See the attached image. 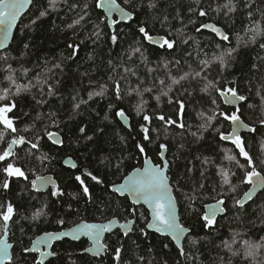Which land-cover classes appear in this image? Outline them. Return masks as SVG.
<instances>
[{"label":"trees","instance_id":"obj_1","mask_svg":"<svg viewBox=\"0 0 264 264\" xmlns=\"http://www.w3.org/2000/svg\"><path fill=\"white\" fill-rule=\"evenodd\" d=\"M118 1L129 11H134L135 18L129 24L121 23L112 29L101 23L104 12L94 7L96 0H60L55 9L47 8L48 0H34L17 27L12 44L0 52V57H6V60L0 59V90L10 86L6 79L9 74L17 83L31 82L33 85L30 91L14 97L17 107L13 111L18 117L15 122L19 134L34 139L38 134L43 135V130L47 128L60 132L64 141L62 145H57L45 136L41 148L34 150V155L47 156L48 159L43 164L36 159L29 165L36 169L38 175L53 174L63 189V196H52V187L46 192H37L23 178H11L7 190L0 187V204L11 202L16 207V215L10 222L15 264H25V260L31 264L33 259L38 258L35 253H23L22 249L31 247L36 236L44 232L60 231L82 220L100 222L117 217L127 221L133 218L129 212L131 207H137L148 216L146 207L135 206L128 196H119L110 189L134 167L142 166L143 154L137 149V144H143L156 163L159 162V145H168L167 158L173 162L170 175L174 184L179 179L178 190L174 188V191L181 221L191 229V238L198 239L199 243L195 247L186 246V255H180L178 247L169 237L147 230L146 221L139 219L137 213L131 234L124 236L117 231L107 235L105 244L108 250L104 256L94 257L85 253L83 250L89 246L86 238L78 242L63 239L53 246L58 255L45 264H117L115 248L121 245L123 250L119 264H264V250L258 252L253 260L243 255L232 256L221 246L222 239L228 240L235 233L256 242L264 237V191L243 208L233 206L231 196L225 198L227 213L219 217L211 229L205 228L201 219L204 205L215 201L216 192L213 189L220 190L221 167L236 173L233 183H239L243 178L244 170L225 156L237 154L239 162L245 163L238 150L221 141L212 128L203 133L202 139L197 140L190 135V131H196L200 123L198 113L213 108L211 98L201 90L204 81L193 78L181 81L169 93L171 103L169 97L162 96L159 101L154 99L155 95H159L155 89L153 93L145 92L142 96L128 94L130 88L138 83L141 87H151L154 82L158 84L159 79L170 83L169 76L178 78L186 72L200 71L203 66L198 60H209V65L204 68L208 79L219 81L220 87L236 86L248 97L241 113L246 123L255 126V133L245 136V144L257 168L264 169V164L260 163L264 160V124L259 122L264 119V49L259 47L264 43V36H258L255 44L241 45L227 68H221L219 62L212 59L218 51L216 44H220L222 49L236 47L235 34L243 35L245 27L250 24L249 11L253 13L252 20L260 19L261 13H264V0H233L235 11L230 13L226 9L217 11L227 0H199V4L196 0H154L156 7H149V0ZM85 3L89 6V15L80 25L68 28L67 25L82 14L81 8ZM74 5L80 7H72ZM45 8L48 14L33 24L31 21ZM190 8H202L207 15L200 17L190 12ZM165 17L167 22H164ZM190 20L195 23H189ZM210 21L226 30L231 44L208 31H196L201 24ZM96 24H100L102 30L99 38L93 35ZM183 25H187L183 35H177L175 29ZM140 26L146 27L150 35L175 39L176 46L168 49L148 44L138 31ZM113 30L118 36L115 44L110 39ZM70 44L80 45L75 56ZM136 47L141 48V53L134 55ZM144 57H147L146 61ZM54 64H59L60 68H53ZM8 65H11V73ZM124 67L134 70L135 75L125 73ZM117 79H120L122 97L119 100L114 86ZM102 88L104 96L88 99L90 94ZM213 98L220 105L219 110L228 111L217 93H213ZM81 100L88 102L75 109L74 105ZM178 100L185 104V129L178 126ZM142 101H146L144 110L137 114V105ZM121 108L131 118L130 129L116 115ZM145 114L151 117L150 123L143 119ZM160 115L177 120V125H165L157 118ZM142 125L149 128L151 143L144 140ZM214 125L220 131L228 130L221 117L214 121ZM81 127L85 128L83 134L79 131ZM0 131H3V126H0ZM11 135L15 134H8L6 139H10ZM86 136L92 139L87 140ZM4 146L0 144V149ZM29 147L23 145L16 151L24 156ZM229 149L232 151L229 152ZM69 156L77 162L76 169L64 166L63 161ZM205 158L208 163H205ZM121 159L123 164L117 171L114 165ZM85 171L99 176L103 183L97 184L83 175ZM77 175L84 178L91 200L75 179ZM29 178H33L31 174ZM3 179V174H0V183ZM200 184L204 188H199ZM249 188L250 185L240 184L235 197H242ZM194 189L196 199L190 202L186 197L193 195ZM37 211L47 215L33 221L31 218ZM61 218L65 220L64 225L56 223ZM142 228L147 231V236L140 232Z\"/></svg>","mask_w":264,"mask_h":264},{"label":"snow or ice","instance_id":"obj_2","mask_svg":"<svg viewBox=\"0 0 264 264\" xmlns=\"http://www.w3.org/2000/svg\"><path fill=\"white\" fill-rule=\"evenodd\" d=\"M60 0H48L47 8L55 9ZM199 4V0H196ZM125 3H130V0H125ZM33 4V0H0V49H6L8 46L9 39L12 38L13 29L17 27V21L21 18V15L25 12L30 5ZM149 7H156L154 0H149ZM251 7V5H247ZM72 7H80V5H74ZM95 8L104 10V15L101 19V23H104L106 27L115 29V26L120 25L122 22H131L135 17L134 11H129L125 7H122L117 0H96ZM45 8L43 11H39L37 17L31 22L35 24L37 20L41 17H44L48 14V10ZM88 4L85 3L81 8V13L73 23L68 24V28H73L74 26L80 25L81 21H84L85 18L89 15ZM221 9H226L228 13L235 11V4L233 0H227V3L220 6L217 11ZM190 12H195L198 16L204 17L207 15L206 11L202 8L198 9H189ZM113 13L119 14V19L113 17ZM248 16L251 20L250 24L245 27L243 35L240 33L235 34L236 47H227L221 48L220 44H216V49L218 50L213 54L212 59L216 62H219L221 68L229 67L234 53L243 46H248L249 44H255L258 36H264V13H261V17L258 20H252L253 13L249 11ZM164 22H167V17L164 18ZM189 23H195V21L190 20ZM163 26V22H162ZM96 31L93 32L97 38L102 34L100 29V24L95 25ZM187 28V25H183L181 28L175 29L177 35H183L184 30ZM202 29L211 30L220 37L222 41H227L231 44L229 35L225 33L220 27L212 23H203L199 28L196 29L197 32H200ZM139 33L143 37L153 44H158L160 47H167L172 49L176 46L177 41L175 39L169 40L166 37H155L150 35L149 30L140 26L138 28ZM169 31H172L169 29ZM111 41L115 44L118 40V36L113 30ZM187 41H185L186 43ZM28 47L27 44L24 45ZM70 48L73 49V56H75L80 48L79 44H70ZM259 47L264 49V43L259 44ZM141 48L136 47L133 49V54H140ZM191 55V53H189ZM200 53H197L199 57ZM205 56L207 53L204 54ZM91 59V57H89ZM0 59H5L6 57H0ZM145 61L147 57H144ZM111 63V62H110ZM179 63V61H177ZM198 63L202 65L200 71H190L186 72L178 78L175 76H169L168 79L170 83H166L165 79H159L158 84L153 83L151 87L145 86L141 87V83H138L136 86L131 87L128 94L135 93L142 96L143 93H153L155 91L159 92V95H155L154 99L159 101L162 96L169 97V103L172 102L169 93L172 92V89L175 85L181 83L189 78L193 79H202L204 81L203 92L207 93L211 98V103L213 108L208 111H201L198 113L200 123L196 126V131H190V135L194 138L202 139L203 133L207 132L210 128L217 132L219 139L221 141L231 142L232 145L238 149V155L245 158V163H240L237 159V154L226 155L225 159L228 161H235L236 166L242 170L243 178L239 183H233V177L236 173L231 171V169L220 168V177L221 181L219 183V191L213 189L216 192V196L213 197L215 200L214 203L205 204L204 208L206 211L202 213L201 219L205 228L211 229L217 224V216L226 211L225 198L231 196L233 199V206H239L241 208L252 199L254 192L257 189H264V169H258L256 163L253 161V157L245 148V142L240 134L241 129H248L250 131H255V128H251L249 124L245 123L242 120V113L239 107V102L246 101L247 96L239 93L236 86H227L220 87L219 81L208 79L207 74L204 73V68H206L210 61L207 59L198 60ZM167 67V65H165ZM8 68L11 73V65H8ZM53 68H60L59 64H54ZM52 69H48L51 71ZM125 73L131 72L132 75H135L134 70L127 67L123 68ZM148 71H153L149 69ZM6 79L9 81V87H5L0 90V126H3V131H0V144L5 146L0 149V174H3V181L0 183V187L7 190L11 184V178H23L25 181H28L31 188L39 192L42 189L52 186L53 191L51 193L54 197L63 196V189L60 185L56 184L54 178L48 175H38L36 174V169L34 167H29V165L36 159H39L40 164H43L45 160L48 159L47 156L36 157L34 155V150H39L41 148V141L47 136L50 140H54L57 144H63L64 141L60 138L59 132L49 131L47 128L43 130V135H36L34 139H28L24 135H20L18 128L16 127V120L18 117L14 115V109H16L17 104L14 97L19 96L22 92L30 91L33 87L32 83L28 84L17 83L12 74H9ZM111 79V77H110ZM123 79V77H121ZM47 81H45L46 83ZM58 83V82H57ZM115 86V95L116 98L122 99L121 97V88H120V79H117L114 82ZM106 87V86H104ZM165 89H167L165 91ZM52 89L49 86V92ZM213 93H217L220 98H222V103L224 105L233 106L234 110L223 111L219 110L220 105L217 104L215 98H213ZM104 89L94 92L89 95L88 99L91 100L93 96L102 97L104 96ZM88 101L81 100L80 103L74 105L75 109H79L81 104H87ZM146 101H142L141 104L137 105V114H140L144 110V104ZM178 104V113L179 118L178 126L181 129H185L184 114H185V104L182 100L177 101ZM110 107H114L111 106ZM13 114V115H9ZM119 117H125L126 113L124 109H119L116 113ZM222 117L224 121L230 122L231 131H220L219 128H216L214 121H218V118ZM108 117L106 116L105 119ZM160 121H163L165 125H177V120H173L171 117L165 118L164 115L157 117ZM143 119L147 122H151V117L145 114ZM261 124H264V119L259 121ZM56 127H59L55 121L52 122ZM222 126V125H221ZM144 133V140L151 143V138L149 136V128L147 126H141ZM27 131V129H25ZM80 133H85V128L81 127L79 129ZM100 131H103L100 129ZM8 134L11 135L10 139H6ZM87 140H91V136L85 137ZM123 139V138H122ZM18 145H29L30 147L24 153V156H20L16 151V146ZM137 149L141 154H143L142 166L134 167L131 172L124 175L121 183H113L111 185L112 191L119 194L120 196H130L132 198L133 205L144 206L147 205V211L149 215L146 216L144 212L139 211L137 207H131L129 209L130 215L133 217L128 219L125 223L120 224L119 227L123 229V235L127 236L131 230V226L136 223L137 213L138 218L146 221V229L154 230V232L159 233L165 237H170L171 241L178 246L179 254L186 255V246L195 247L199 240L192 237L191 229L186 227L184 223L181 222L180 215L178 214V205L177 198L174 195V188L178 190L179 179L176 180L175 184L173 183L172 176L170 175L173 162L170 161L166 153L169 151L168 145L160 144L158 152L159 162L156 163L153 161L152 157L149 156L145 150L143 144H137ZM183 147V145H181ZM229 152L232 150L229 149ZM209 161L205 158V163ZM65 163H71V159L66 160ZM261 164H264V160L260 161ZM123 164V159L114 165L117 171L120 170ZM73 168L76 167L75 164L71 165ZM188 171H191L189 169ZM30 174L33 177L30 179ZM91 180L95 181L97 184H102L103 180L94 175L90 171H85L83 174ZM75 179L82 186L83 193L87 194L88 199L91 200L92 196L89 191L88 186L85 184L84 178L82 175H77ZM240 184L250 185L248 191L243 193V196L240 198L235 197ZM199 188H204L203 184L199 185ZM195 189L193 195H188L186 198L191 202L196 199ZM218 197V198H217ZM46 207V206H45ZM71 207V205H69ZM0 264H15L16 258L14 257L11 250H13V243L10 242V222H13V218L16 215V207L13 203L8 202L6 205L0 204ZM47 213L43 211H37L33 214L32 220H38L41 216H45ZM59 225H64L65 220L63 218L56 221ZM118 221L116 219H110L106 223H95L87 222L82 220L77 223L73 228L68 230L60 231H50L44 232L42 235L36 236L35 240L31 242V247H25L22 249V252L25 254L38 253V258L33 259L31 264H45V261L49 257H56L58 253L53 250V244L56 241H61L66 237H71L73 240H80L81 237H87L91 240V247L85 248L83 251L91 253L94 256H100L102 252L108 250V246L102 243V238L104 233L111 232L113 226L117 225ZM23 231V229H21ZM140 232L147 236V231L142 228ZM239 236V239L237 237ZM45 246L48 250H41V246ZM221 246L226 249L232 256H241L245 258L255 259L258 252L264 250V237L260 239L259 242L252 241L250 239H245L240 236L239 233H235L230 239L221 240ZM167 247V245H165ZM123 246L115 248V261L119 264L121 260V252ZM141 259H143L141 257ZM25 264H28V261L25 260Z\"/></svg>","mask_w":264,"mask_h":264},{"label":"water","instance_id":"obj_3","mask_svg":"<svg viewBox=\"0 0 264 264\" xmlns=\"http://www.w3.org/2000/svg\"><path fill=\"white\" fill-rule=\"evenodd\" d=\"M33 2H34V0H33ZM117 3H119L122 7H124L118 0H117ZM31 6L32 5H30L29 7H28V9H26L25 10V12L21 15V18L17 21V27L19 26V24H20V22H21V20L23 19V17L28 13V11L31 9ZM100 10H102V9H100ZM128 10V9H127ZM103 12H104V10H102ZM113 17L114 18H116V19H119V14L118 13H113ZM135 18V17H134ZM134 20V19H133ZM132 20V21H133ZM131 21V22H132ZM131 22H122V24H129V23H131ZM207 23H212V24H215L216 26H218V27H220L225 33H227L226 32V30L222 27V26H219V25H217L215 22H213V21H210V22H207ZM17 27L15 28V29H13V33H12V38H10L9 39V42H8V46H7V48L6 49H8L9 47H10V45L12 44V42H13V39H14V36H15V32H16V30H17ZM202 30H205V29H202ZM205 31H208V32H210V33H212V34H214V35H216L215 33H213V32H211V30H205ZM228 34V33H227ZM229 35V34H228ZM153 36H155V37H166L165 35H153ZM217 36V35H216ZM167 38V37H166ZM217 38H219L220 39V37L219 36H217ZM221 40V39H220ZM146 42L148 43V44H150V45H153V46H157V47H160L158 44H153V43H150L149 41H147L146 40ZM162 48V47H161ZM6 49H0V52L1 51H4V50H6ZM243 103V101L242 102H239V105L240 104H242ZM119 120L123 123V125L126 127V128H128V129H130L131 128V118L126 114V116L125 117H119ZM243 120V119H242ZM245 122V121H244ZM246 123V122H245ZM250 126V125H249ZM251 128H254V127H252V126H250ZM244 132H250V130H248V129H241L240 130V134L242 135V133H244ZM59 134H60V138L63 140V137H62V134L59 132ZM53 143H55V141L54 140H51ZM223 142H225V143H231V142H226V141H223ZM55 144H57V143H55ZM57 145H61V144H57ZM23 145H18V146H16V149H17V147H22ZM246 148V147H245ZM238 150V149H237ZM247 150V149H246ZM239 151V150H238ZM248 151V150H247ZM166 156H167V153H166ZM69 158L71 159V163H65V161L66 160H69ZM241 158L242 159H244L245 160V158L244 157H242L241 156ZM63 164H64V166L65 167H68V168H71V169H76L77 167H78V164H77V162L72 158V157H66L65 159H64V161H63ZM72 164H75L76 165V167L75 168H73L71 165ZM45 175H48V176H51V177H53L54 178V181H55V183L57 184V180L55 179V177H54V175L53 174H45ZM122 182V181H121ZM121 182H119V183H121ZM118 184V183H117ZM50 187H52V186H48L47 188H45V189H42L41 191H39V192H46V191H48V189L50 188ZM251 187V186H250ZM111 189V191H112V188H110ZM249 190V189H248ZM261 191H264V189H257L255 192H254V194H253V197H252V199L251 200H249L248 202H250V201H252L253 199H255L257 196H258V194L261 192ZM113 192V191H112ZM114 193V192H113ZM117 194V193H116ZM119 195V194H118ZM174 195H175V191H174ZM120 196V195H119ZM176 196V195H175ZM129 197V199L131 200V202H132V198L130 197V196H128ZM177 198V197H176ZM215 201H213V202H209V203H207V204H210V203H214ZM247 202V203H248ZM246 203V204H247ZM132 204H133V202H132ZM177 205H178V214L180 215V209H179V204H178V200H177ZM135 206H139V205H135ZM144 207H146V209H147V205H144ZM224 207L226 208V206L224 205ZM205 211H206V209H205ZM226 213H227V208H226V211L224 212V213H222V214H220V215H218L217 216V219L219 218V217H222V216H224V215H226ZM180 218H181V215H180ZM112 219H116L117 221H118V224L117 225H114L113 226V230L111 231V232H107V233H104V235H103V238H102V243H104L105 244V239H106V237H107V235H109V234H112V233H114V232H116L117 230H119V231H121L122 233H123V229H121L120 227H119V225L120 224H123V223H125L126 221H121L119 218H117V217H115V218H112ZM108 221V220H107ZM107 221H100V222H95V223H106ZM87 222H89V221H87ZM182 222V221H181ZM136 224V223H135ZM135 224L133 225V226H131V230L129 231V234H131L132 233V231H133V229H134V227H135ZM76 225V224H75ZM75 225H73V226H71V227H69V228H66V229H63V230H68V229H71V228H73ZM187 227V226H186ZM208 229V228H207ZM147 230H149V231H151V232H154V230H151V229H147ZM192 232V231H191ZM156 233V232H155ZM128 234V235H129ZM157 234H159V233H157ZM42 235V234H41ZM127 235V236H128ZM159 235H161V234H159ZM125 236V235H124ZM161 236H163V235H161ZM83 238H86L88 241H89V243H90V245H89V247H91V240L89 239V238H87V237H81V239H83ZM170 238V237H169ZM64 239H69V240H71V241H75V242H78V241H80V240H73L71 237H66V238H64ZM56 242H59V241H56ZM56 242H54V244L56 243ZM12 243V242H11ZM54 244H53V246H54ZM178 247V246H177ZM13 250H14V244H13ZM13 250H11L12 251V253H13ZM41 250H43V251H47L48 249L45 247V246H41ZM85 253H87V252H85ZM107 253V251L106 252H102L101 253V255L100 256H94L93 254H91V253H88V254H90V255H92V256H94V257H101V256H104L105 254ZM35 254H37V255H39L38 253H35ZM50 258H52V257H49V258H47V260L45 261V263L50 259Z\"/></svg>","mask_w":264,"mask_h":264},{"label":"flooded vegetation","instance_id":"obj_4","mask_svg":"<svg viewBox=\"0 0 264 264\" xmlns=\"http://www.w3.org/2000/svg\"><path fill=\"white\" fill-rule=\"evenodd\" d=\"M239 93L240 94H242L240 91H239ZM242 95H245V94H242ZM246 96V95H245ZM222 99V98H221ZM247 104V100L246 101H243V103L242 104H240L239 105V107H240V109L242 110V107H243V105H246ZM226 108H227V110H234L233 109V106H230V105H224ZM222 118V117H221ZM242 119H243V121H245V119H244V117L242 116L241 117ZM223 119V118H222ZM226 123H227V128H228V130L227 131H231V124H230V122H227V121H225ZM248 124V123H247ZM250 126H252V125H250ZM252 127H254L255 128V126H252ZM255 133V131L253 132V131H250V132H244V133H242V137H243V139H244V142H245V136L247 135V134H254ZM227 144H230V145H232L231 143H227ZM233 147L235 148V146L233 145ZM245 147H246V144H245ZM246 149H247V147H246ZM117 231H119V230H117ZM116 231V232H117ZM89 245H90V243H89ZM89 247V246H88Z\"/></svg>","mask_w":264,"mask_h":264}]
</instances>
